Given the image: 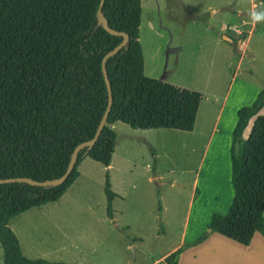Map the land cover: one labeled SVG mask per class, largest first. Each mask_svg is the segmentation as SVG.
<instances>
[{
    "label": "rangeland",
    "instance_id": "1",
    "mask_svg": "<svg viewBox=\"0 0 264 264\" xmlns=\"http://www.w3.org/2000/svg\"><path fill=\"white\" fill-rule=\"evenodd\" d=\"M257 3L140 0L143 75L201 95L193 128L112 124L108 167L84 158L80 176L56 202L9 220L23 256L65 264H164L181 247L176 264H264L258 233L244 250L206 228L210 215L225 214L232 197L228 148L236 110L264 88V34L255 31L245 43L257 22ZM256 116H264V105L247 121L242 139ZM105 174L114 193L111 219Z\"/></svg>",
    "mask_w": 264,
    "mask_h": 264
},
{
    "label": "trees",
    "instance_id": "2",
    "mask_svg": "<svg viewBox=\"0 0 264 264\" xmlns=\"http://www.w3.org/2000/svg\"><path fill=\"white\" fill-rule=\"evenodd\" d=\"M97 3L0 0V179L58 178L73 148L93 136L107 100L101 58L121 41L96 24ZM102 14L110 29L128 38L104 62L111 92L105 125L89 150L77 152L62 184H0L1 264H65L23 256L8 222L31 208L56 202L77 178L84 158L108 167L115 140L112 124L119 122L132 130L190 132L193 128L201 95L143 75L137 40L140 0H104ZM263 105L264 88L249 106L236 111L228 148L232 197L225 214L211 215L206 225L210 232L243 246L254 232L264 238V116H256L247 137L241 138L247 121ZM154 164L155 160L152 170ZM103 193L105 214L111 219L114 193L107 174ZM181 250L162 262L176 264Z\"/></svg>",
    "mask_w": 264,
    "mask_h": 264
},
{
    "label": "water",
    "instance_id": "3",
    "mask_svg": "<svg viewBox=\"0 0 264 264\" xmlns=\"http://www.w3.org/2000/svg\"><path fill=\"white\" fill-rule=\"evenodd\" d=\"M103 2H104V0H98V3H97V7H96V11H95L96 24L98 26H100L106 33L113 35V36L121 37V41L115 47H113L110 51L106 52L103 55V57L101 58L100 66H101L103 81H104L105 88H106L107 100H106L105 109H104V111L100 117V120L97 124V127L95 129L93 136L88 141L79 143L73 148L71 155H70V158H69V161H68V164L66 166V169L60 177L55 178V179L46 180V181H34V180H31L28 178H7V179H0V184H3V183H24V184H27L29 186H34V187L58 186L64 182V180L67 178L68 174L70 173V171H71V169L75 163L77 152L83 148H86L87 150H89L93 146V144L95 143L97 137L99 136L102 127L105 125L106 117H107L108 111H109L110 106H111V92H110L108 80L106 78L104 62L108 57H111L117 51H119L122 47H124V45L126 44V42L128 40L126 34L112 30L107 26L106 21L104 19V16L102 14ZM224 39L227 41H231L230 39H228L225 36H224Z\"/></svg>",
    "mask_w": 264,
    "mask_h": 264
},
{
    "label": "crops",
    "instance_id": "4",
    "mask_svg": "<svg viewBox=\"0 0 264 264\" xmlns=\"http://www.w3.org/2000/svg\"><path fill=\"white\" fill-rule=\"evenodd\" d=\"M258 6H259V10H258V17H257V22H254L250 28V32L247 34L246 36V39H245V43L246 41H248V38L252 36V34L257 31V32H261L264 34V0H258ZM224 27V26H223ZM222 28V27H221ZM223 39H224V36H223ZM224 41H226L227 43H231V41H227L224 39ZM245 46L242 47V51L244 50ZM239 58V57H238ZM255 99V98H254ZM253 102V101H252ZM251 102V103H252ZM237 111V110H236ZM235 117H236V113H235ZM236 121V120H235ZM155 130H164V129H155ZM78 170V169H77ZM80 176V173L78 171V176L76 179H78V177ZM75 179V180H76ZM72 185V184H71ZM65 193V192H64ZM264 212V210H263ZM213 215V214H212ZM263 216V214H262ZM211 215L209 216V219H210ZM264 220V219H263ZM209 221V220H208ZM208 223V222H207ZM208 233H211L210 231H208ZM256 233H258L260 236L261 234L259 232H254L253 236L251 237V240L249 242L248 245L244 246V250H249L250 249V246H251V243H252V240L254 238V236L256 235ZM243 246V245H241ZM259 251H261V248L259 249H255V253H258ZM180 255V254H179ZM239 264H242L241 260L239 262Z\"/></svg>",
    "mask_w": 264,
    "mask_h": 264
}]
</instances>
